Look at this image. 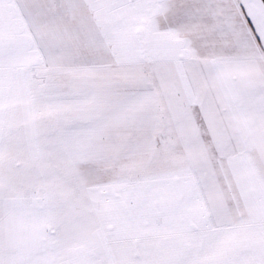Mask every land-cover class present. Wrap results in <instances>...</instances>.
<instances>
[{
    "label": "snow or ice",
    "instance_id": "1",
    "mask_svg": "<svg viewBox=\"0 0 264 264\" xmlns=\"http://www.w3.org/2000/svg\"><path fill=\"white\" fill-rule=\"evenodd\" d=\"M0 264H264V0H0Z\"/></svg>",
    "mask_w": 264,
    "mask_h": 264
}]
</instances>
